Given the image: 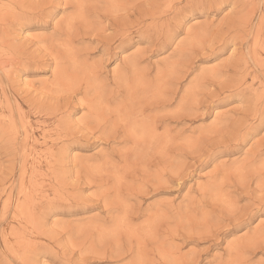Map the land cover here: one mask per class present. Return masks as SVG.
<instances>
[{"label":"rangeland","instance_id":"rangeland-1","mask_svg":"<svg viewBox=\"0 0 264 264\" xmlns=\"http://www.w3.org/2000/svg\"><path fill=\"white\" fill-rule=\"evenodd\" d=\"M71 1L28 12L15 28L55 40L57 22L78 14ZM116 1L150 0H84ZM166 5L157 22L138 23L126 4L121 34L74 45L77 65L101 66L98 99L114 109L128 101L127 84L156 125V142L137 159L131 141L100 131L110 126L55 131L87 115L82 91L61 96L56 115L31 104L21 89L56 79L50 57L21 60L12 78L0 65V116L12 112L17 130L0 135V264H264V0ZM71 64L69 84L82 76ZM22 170L41 187L40 224L16 213Z\"/></svg>","mask_w":264,"mask_h":264},{"label":"bare ground","instance_id":"bare-ground-1","mask_svg":"<svg viewBox=\"0 0 264 264\" xmlns=\"http://www.w3.org/2000/svg\"><path fill=\"white\" fill-rule=\"evenodd\" d=\"M53 1L54 0H0V65L4 66V69H7L10 76L9 78H12V76H14L12 73L18 74L20 72V70H16L15 68L20 65L21 60L25 61L24 59H27V63H29L36 57L39 59L44 56L50 57L49 61L55 64L53 75L56 76V79L51 82L49 81L46 85L43 84L41 86L42 90L35 89L30 91V89L27 88L21 89L25 96H29L31 104H35L39 108V113L45 111L48 115H56L60 113L61 108H63L61 106V96L66 97L68 94H75L76 91L83 92L85 95L84 104L87 108V115L71 125L63 121L58 123L55 127V131L58 134L64 133L65 135H69L78 132L88 134L97 131L95 129L107 128V126H110L108 129L100 131L108 136L112 135L115 138L121 136L124 142L131 141L133 150L131 154L127 153L128 156L136 153L138 154L136 150L150 148L158 138L156 132L157 127L151 119V116L145 115L146 110L144 107L136 105L134 102L133 93L130 91L132 87H127V84V88L124 87L126 91H129L128 101L123 102L114 109H110L109 98L107 100H102L101 97L98 99L99 95L102 96V92L99 88L103 87V83L99 80L101 73V68L99 67L101 66L94 62L86 64V66H82V64L77 65L79 64L77 59L83 54V51L81 50L82 53H80V50H74V45L85 41L86 37L90 39L91 37L95 38L100 42H104L105 40L109 41L111 36L104 33L107 29L116 31L118 33L116 35L121 34L130 24V16L126 15L127 13H121L128 8L126 4H128L129 7L133 5V7L141 13L139 17L136 18V22L140 23L148 19H151V22H157L169 9L164 10L161 9V7L166 3V7H169L172 2L180 0H150L146 3L134 2L133 4V1L104 2L103 4L95 2L96 4L89 5H86L84 0H73L74 7L78 9V14L74 17H68L64 26L59 24L60 21L57 22L56 28L62 30L61 37L55 40L46 36L31 38L22 37L18 28H15L17 23L20 22L18 21L19 18L28 12L35 13L43 11L44 6L53 3ZM57 1L59 2L60 0ZM213 1L216 2L220 0ZM65 2H70V0H65ZM217 4H220V2ZM86 8L90 10L88 15L83 14ZM77 20L80 24L77 23ZM38 43L42 44L37 45ZM32 45L37 46L28 52ZM131 59L133 58L128 59V61ZM69 63H72L71 69L74 72H82L80 80L71 84L66 83L67 76L65 74L69 66L67 64ZM135 64L136 61H131L128 66L130 68L131 65L135 66ZM121 79V77L117 79L116 84L118 87H120ZM91 91H93V94L88 98L87 95ZM112 117H114V120L110 121ZM7 124L11 129H7ZM107 131L110 134H107ZM16 132V122L12 112L6 118L5 116H0V135L6 136L11 133L13 134L11 137L15 139L17 138L15 135ZM51 156L54 157V154L52 153ZM137 157L140 156L134 155V158L137 159ZM46 160L52 166H55L58 162L57 159L51 161L50 157L46 158ZM33 176L34 175L30 173L29 178H27V174L24 171L21 175L18 188L20 196H18L16 204V213L19 216V220L21 216L24 217L23 220L26 223H32L34 225L41 223L38 221L40 220L38 216L35 217V211H33V207L39 204V200L37 201L36 196L38 197V195H40L41 187L37 185L36 187L31 186L32 183L35 185ZM63 187L64 186L60 188Z\"/></svg>","mask_w":264,"mask_h":264}]
</instances>
